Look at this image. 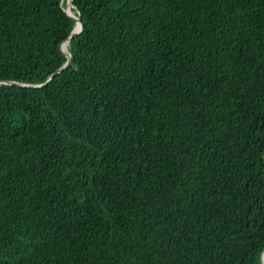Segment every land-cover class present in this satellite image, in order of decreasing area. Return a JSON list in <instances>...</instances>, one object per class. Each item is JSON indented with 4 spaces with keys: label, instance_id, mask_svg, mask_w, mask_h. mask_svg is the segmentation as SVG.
Returning <instances> with one entry per match:
<instances>
[{
    "label": "trees",
    "instance_id": "obj_1",
    "mask_svg": "<svg viewBox=\"0 0 264 264\" xmlns=\"http://www.w3.org/2000/svg\"><path fill=\"white\" fill-rule=\"evenodd\" d=\"M71 3L0 0V264H260L264 0Z\"/></svg>",
    "mask_w": 264,
    "mask_h": 264
},
{
    "label": "water",
    "instance_id": "obj_2",
    "mask_svg": "<svg viewBox=\"0 0 264 264\" xmlns=\"http://www.w3.org/2000/svg\"><path fill=\"white\" fill-rule=\"evenodd\" d=\"M67 4H70V5L73 7V5H72V3H71V0H66V5H65V8H64V11L66 12V14H67L68 16H70L71 18L75 19L76 22L79 23V27L76 29V26H74L73 29H72V31H71V33L69 34V36L67 37L66 40H68L69 38L73 37L74 35L79 34V33L83 30V24H82V22H81V19H80V16H79L78 12H77V14L73 13L74 15L70 14V13L67 11ZM75 24H76V23H75ZM64 41H65V40H64ZM64 41H63V42H64ZM63 42H62V43H63ZM62 43H61V45H62ZM61 45H60V49H61V51H62V52L66 55V57H67V61H66L65 64L62 66V68H64V67L66 66V64L68 63V61H69V59H70L71 56H70L69 51H68V54H66V53L64 52V50L61 48ZM62 68L58 69L56 72L61 71ZM51 78H52V76H50L48 79H51ZM48 79H47V80H48ZM0 82H8L9 84H17V85H20L19 83L14 82V81H0ZM35 86H39V85H35ZM263 252H264V248L262 249V252H261V254H260V264H261V258H262V254H263Z\"/></svg>",
    "mask_w": 264,
    "mask_h": 264
},
{
    "label": "bare ground",
    "instance_id": "obj_3",
    "mask_svg": "<svg viewBox=\"0 0 264 264\" xmlns=\"http://www.w3.org/2000/svg\"><path fill=\"white\" fill-rule=\"evenodd\" d=\"M67 7H68L67 11H68V12H71V11L69 10L70 4H67ZM75 26H76V29H77V28L79 27V23L76 22ZM66 41H67V45H68V40H66ZM67 54H68V50H67Z\"/></svg>",
    "mask_w": 264,
    "mask_h": 264
}]
</instances>
